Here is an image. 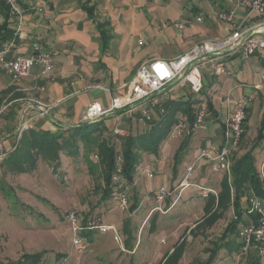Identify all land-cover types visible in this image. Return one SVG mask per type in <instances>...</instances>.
I'll return each mask as SVG.
<instances>
[{
  "label": "crops",
  "instance_id": "obj_1",
  "mask_svg": "<svg viewBox=\"0 0 264 264\" xmlns=\"http://www.w3.org/2000/svg\"><path fill=\"white\" fill-rule=\"evenodd\" d=\"M236 1L19 0L24 12L19 35L15 38L16 47L10 56H28L32 43L38 40L53 53L54 72L52 78H40L37 77L38 69L34 67L27 78L15 82L0 68V152L8 153L14 150L22 133L28 129H40L54 134L66 132L81 125V117L91 103H98L103 109H108L113 98L125 93L126 85L143 64L153 59L170 61L186 54L205 40L224 38L227 32L223 22L216 17V13L232 10ZM197 17H200L201 21H198ZM234 18L238 24L242 23L243 28L264 22V15H253L245 20L243 9H238ZM177 23H182L184 27L182 29L175 27ZM16 30L17 19L10 15L5 4L0 3V45L13 38ZM254 36L263 39L264 31ZM212 64L222 65L223 71L215 73ZM208 65L213 72L210 81L207 80L204 72ZM204 67L202 78L204 89L207 87L208 91L203 90L202 100L207 99L211 102L212 113L207 111V126L200 131L205 135L201 139L200 147L221 143L223 122L233 109L232 103L228 105L225 102L226 97L234 100L241 95L253 96L254 100L246 111L244 134L234 153L233 163L254 145L255 165L257 158L264 150V129L262 126L259 127L257 135L249 138L247 123L256 100H260V109L264 112V83L260 82V87H255L257 84L255 74L264 73V51L252 56L248 62L240 61L237 55H222L214 62L206 63ZM247 73L253 82L251 84L246 82ZM220 76L233 77L234 83L226 96L220 98L219 107L216 108L212 103L211 93L222 85L219 81ZM240 76L242 79L239 78ZM235 92L238 93V97H233ZM190 95L193 94L187 83L175 82L145 102V107H149L151 100L158 105L151 108L150 121L141 122L139 120L141 111L135 108L115 110L95 122L102 121L110 134L114 133V130H119L121 136L128 133L139 134L145 131L150 122H156L161 118L164 112L161 113L160 109L162 107L165 110L167 102L186 101ZM41 107H46V112H42ZM126 115L130 120L125 119ZM181 117L185 120L184 115ZM137 122L143 125L138 126ZM259 132L262 134V139L258 142ZM169 141L167 139L164 142L161 147L163 151L160 150V154L156 157L155 165L160 171L165 170L169 159L171 149ZM146 165H150L155 174L159 173L150 162L146 161L144 167ZM256 170L264 188V158L260 161L259 169ZM41 171L46 173L45 168ZM137 175L133 185L135 188L138 181ZM28 176L30 175L14 178L26 180ZM223 177H225L223 174H217L215 178L201 176L193 183L212 189L218 194ZM182 178L179 179L175 171L168 176L163 174L160 177L159 175L156 185L151 182L154 177L147 178L149 182L147 193L154 195L155 190L165 182L169 183L170 188H174ZM247 193L245 192L240 201L243 209L241 218L243 225L247 221L246 218H250L245 212L248 205ZM194 195L197 194H191V197ZM201 199L199 211L205 214L206 199ZM135 201L137 207L130 216L133 217L132 220L142 200L137 194H130L129 204ZM168 202L171 204L170 200ZM152 208L141 219L139 226L149 220ZM108 223L115 225L109 221ZM123 226L124 222L120 228L123 229ZM135 226L133 224L132 227L136 228ZM191 228L188 230L189 233ZM130 232L129 235L134 237L133 231ZM120 234L125 246L127 239L124 238L130 236L125 231L124 234ZM140 245L141 240L138 236L133 241L132 250L125 249L129 252L134 250L135 254ZM171 251L172 249L169 253Z\"/></svg>",
  "mask_w": 264,
  "mask_h": 264
},
{
  "label": "rangeland",
  "instance_id": "obj_2",
  "mask_svg": "<svg viewBox=\"0 0 264 264\" xmlns=\"http://www.w3.org/2000/svg\"><path fill=\"white\" fill-rule=\"evenodd\" d=\"M206 70H204L205 76L210 81L213 74L210 65ZM239 78L242 79V76ZM219 81L222 85L214 93H211V100L216 108L219 107L220 98L226 96L227 91L234 83L233 77L220 76ZM246 82L253 83L248 73ZM204 90L208 91V88L205 87ZM237 95L238 93L235 92L233 97ZM260 103L259 99L256 100L249 115L247 123V137L249 138H254L257 135L259 127L262 126L264 129V112L260 109ZM200 106L208 111V100L204 99L195 104L194 108ZM125 119L130 120L128 115ZM142 125V123L138 124V126ZM204 136L200 132L192 134L190 145L181 156L176 167H174L175 156L184 138L168 142L171 149L165 170L160 171L155 165L156 157L160 154V151L158 155L145 154L142 157L138 166L137 187H128L131 195L137 194L142 200L134 220H132L133 217H130L133 212L120 211L114 203L103 207V209L96 207L99 193L94 187L95 180L88 174L84 162L79 161L70 164L66 161L62 164L64 172L59 171L61 173L59 177L41 173L42 168L36 174L28 176L29 178H26V180L11 176L4 177L5 182L17 189L22 202L16 203V207H13L12 204H2L0 198V264H7L11 261L16 262L24 254L40 251H45V258L41 264H131V262L134 264H167L174 248L182 249L177 264L205 262L208 258L205 249L210 248L211 242L224 233L227 225L235 216L232 209H229L224 213L223 218L218 220L212 227L206 226L199 230L195 229L196 234L189 233L188 230L191 227L194 228V224L197 221L201 222L205 217V214L199 211L201 198L205 197L197 196V189L189 188L185 190L181 195V199L171 211L164 214L154 212L149 220L139 226L141 219L152 208L154 196L152 193H147L149 182L142 172L144 163L148 161L153 164L154 169L156 168L159 171L160 177L163 174L168 176L169 173L175 171L180 179L184 176L186 167L197 157L198 148L201 146V139ZM263 158L264 150L255 162L256 169H259L260 161ZM91 159L96 162V158L93 156ZM158 174H155L154 179L151 181L154 185L158 182ZM216 175L209 162L202 160L195 168L190 181L199 180L201 176L215 178ZM1 179L0 177V182ZM163 186L171 189L168 182L163 183ZM194 193L197 195L191 197V194ZM40 199H45L47 202ZM132 204L130 202L129 208ZM165 206H170V202L167 201ZM26 207L29 208V211ZM70 210L76 211L81 219H87L95 215L101 217L100 215H102L103 220L106 222L109 221L116 226L118 225L117 228L119 227L120 233L124 234L125 231L130 236V231H133L134 237L136 235L135 239L139 236L141 245L135 254L133 253L134 250L132 252H122L113 241L111 233L99 234L96 231H91L86 234L88 231H83V235H86L84 250L81 254L74 252L71 241L73 237L72 227L65 219L66 212ZM246 219V223H249L250 218L247 217ZM131 220L136 228L132 227ZM123 222L122 229L120 225L122 226ZM159 227L160 229H158ZM242 227L243 224L240 222L238 230ZM134 237L130 236L124 239H127V242L133 245ZM233 238H235L237 244L240 242L238 237L233 236ZM171 249L172 251L169 253ZM230 253L227 254L225 249L220 250L213 264H252L249 262L251 260L249 257L252 256L249 252L237 253L233 250ZM257 261L259 264H264V256Z\"/></svg>",
  "mask_w": 264,
  "mask_h": 264
},
{
  "label": "built area",
  "instance_id": "obj_3",
  "mask_svg": "<svg viewBox=\"0 0 264 264\" xmlns=\"http://www.w3.org/2000/svg\"><path fill=\"white\" fill-rule=\"evenodd\" d=\"M5 4L10 15L17 19V30L14 37L0 45V68H2L13 81H20L27 78L31 70L38 69L37 77L52 78L54 72L53 53L47 50L40 41L35 40L31 45V51L28 56H14L10 54L16 47L15 38L19 35V28L23 18V8L19 0H0ZM238 9L245 11V20L253 15H264V0H237L232 10L228 12H217L216 17L223 22L226 36L217 40H205L194 46L186 54L170 61L162 59H153L143 64L137 70L133 79L126 85L125 93L111 100L108 109H103L98 103H91L84 111L81 122H95L104 115L115 110L135 109L141 111L140 121L151 120V108L157 105L151 100L149 107H145L146 101L150 100L155 94L161 93L168 85L175 82L187 83L192 94L199 95L204 90L202 69L206 63H212L222 55H237L240 61L248 62L252 56L264 51V38H256L254 35L264 31V22L251 27L243 28L242 23L235 21L234 15ZM201 21L200 17L196 18ZM175 27L182 29V23L175 24ZM215 73L223 71L220 64H212ZM256 88L260 87V82L264 83V73H256ZM254 100L253 96L241 95L232 100L225 98V102L233 104V109L228 113L223 122L222 141L220 144H211L206 147L198 148V155L194 161L186 167L185 174L180 182L171 189L159 186L154 194V207L151 213H167L180 199L182 193L195 188L202 197L210 194L217 196L216 191L194 184L190 181L195 172V168L202 160L208 161L215 174H223L228 183L232 180V167L234 153L237 151L244 134V125L246 120V111ZM46 107H41L42 112H46ZM44 110V111H43ZM160 112L164 109L161 107ZM207 126V110L198 107L195 111L194 120L191 124L180 122L177 124L168 136V140L184 138L192 133L200 132ZM24 130V129H23ZM115 134L121 135L119 130H114ZM163 151V148H161ZM8 153L0 152V164L6 159ZM143 173L148 179L154 177V170L150 165H146ZM121 167L116 166L112 180L119 181L121 178ZM135 185V181L133 183ZM130 192L125 190L112 197L120 211H130L129 208ZM170 200V206L166 207V202ZM246 215L250 217V222L245 223L237 231L238 239L244 243L246 252H255L260 258L264 256V201L258 197L252 190L247 193ZM66 221L71 225L73 237L72 248L74 252L82 253L84 250L85 237L81 235L83 231H96L99 234L111 233L113 241L119 246L122 252H129L125 249L123 238L117 227L95 215L89 217L84 223L79 222L77 212L67 211ZM150 264V263H146Z\"/></svg>",
  "mask_w": 264,
  "mask_h": 264
},
{
  "label": "trees",
  "instance_id": "obj_4",
  "mask_svg": "<svg viewBox=\"0 0 264 264\" xmlns=\"http://www.w3.org/2000/svg\"><path fill=\"white\" fill-rule=\"evenodd\" d=\"M203 94L204 92L199 95H190L186 101L167 102L161 118L156 122H150L145 131L139 134L128 133L123 136L115 133L110 134L102 121L82 123L66 132L54 134L34 128L24 131L14 150L8 152L6 159L0 165V177L2 178L0 198L2 204H12L13 207H16V203L22 202L17 189L5 182L4 177L36 174L41 167L45 168L46 173L50 176L59 177L61 174L59 171L64 172L62 164L66 161L70 164L79 161L85 163L88 174L95 180L94 187L99 193L96 207L103 209V207L114 203L112 197L115 194L133 186L142 157L145 154L158 155L162 145L177 124L180 122L191 124L193 122L197 110L194 105L203 101ZM208 111L212 113V104L209 100ZM182 115L185 116V120L181 117ZM192 134L184 137L175 156L174 167L190 145ZM261 139L262 134L259 132L257 141L259 142ZM254 149L255 146L253 145L243 156L235 160L232 167L231 182L228 183L227 178L223 177L217 196L210 194L205 198V217L201 222L195 223L196 225L190 230V233L196 234L195 229L199 230L206 226L212 227L223 218L224 213L229 209H232L235 217L229 222L224 233L211 242V247L205 249V252L208 253L207 260L196 264H213L222 249H225L227 254H231L230 251L233 250L237 253L245 251L244 243L240 241L237 244L235 238L228 236H237L236 232L243 212L240 201L245 192L252 190L264 201L263 182L254 165ZM92 156L96 158V162H93ZM117 165L121 167V179L114 182L112 178ZM65 172L67 171L65 170ZM40 200L47 202L45 199ZM28 207L26 209L29 211ZM136 207L135 201L130 206V212L134 211ZM100 216L102 218V215ZM87 219L79 217L81 223ZM83 234L81 232L82 236H84ZM125 248L131 251L133 246L126 242ZM181 253L182 249L174 248L167 264H177ZM249 254L252 255L249 257L251 259L249 262L259 264L257 260L260 257L255 252H249ZM44 258L45 251H40L24 254L18 261H11L7 264H41ZM131 264L134 263L131 262Z\"/></svg>",
  "mask_w": 264,
  "mask_h": 264
}]
</instances>
